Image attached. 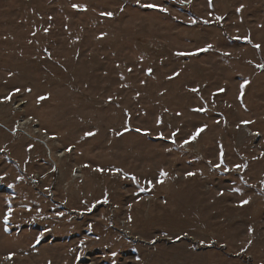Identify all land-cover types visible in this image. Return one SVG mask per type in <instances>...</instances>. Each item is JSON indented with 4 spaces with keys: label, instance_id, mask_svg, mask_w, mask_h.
Wrapping results in <instances>:
<instances>
[{
    "label": "rangeland",
    "instance_id": "obj_1",
    "mask_svg": "<svg viewBox=\"0 0 264 264\" xmlns=\"http://www.w3.org/2000/svg\"><path fill=\"white\" fill-rule=\"evenodd\" d=\"M0 264H264V0H0Z\"/></svg>",
    "mask_w": 264,
    "mask_h": 264
},
{
    "label": "snow or ice",
    "instance_id": "obj_2",
    "mask_svg": "<svg viewBox=\"0 0 264 264\" xmlns=\"http://www.w3.org/2000/svg\"><path fill=\"white\" fill-rule=\"evenodd\" d=\"M147 7H153V6L152 5H147ZM161 10L163 11V9H161ZM109 15H111V14H109ZM209 47H211V46L209 45ZM206 50L207 49H203L202 51H206ZM177 55H185V54L184 53H178ZM242 88H243V85H242ZM201 131H202V129H201ZM89 135H91V133H89ZM193 139H195V136H193ZM161 175L163 176V175H166V174L165 173H161ZM189 175H191V173ZM105 203H107V200H105ZM244 203H247V201H244Z\"/></svg>",
    "mask_w": 264,
    "mask_h": 264
},
{
    "label": "built area",
    "instance_id": "obj_3",
    "mask_svg": "<svg viewBox=\"0 0 264 264\" xmlns=\"http://www.w3.org/2000/svg\"><path fill=\"white\" fill-rule=\"evenodd\" d=\"M246 126H243L242 128H245ZM195 143V141H192L191 143H187V144H185V146H184V148L186 149V150H188V151H191V149L192 148H189V146H193V144Z\"/></svg>",
    "mask_w": 264,
    "mask_h": 264
},
{
    "label": "bare ground",
    "instance_id": "obj_4",
    "mask_svg": "<svg viewBox=\"0 0 264 264\" xmlns=\"http://www.w3.org/2000/svg\"><path fill=\"white\" fill-rule=\"evenodd\" d=\"M246 129H247V128H246ZM248 130H249V129H248ZM246 131H247V130H246ZM249 131H250V130H249ZM250 134H252V135H250V136H253V135H255L256 133L254 134L253 132H251ZM248 137H249V136H248Z\"/></svg>",
    "mask_w": 264,
    "mask_h": 264
}]
</instances>
